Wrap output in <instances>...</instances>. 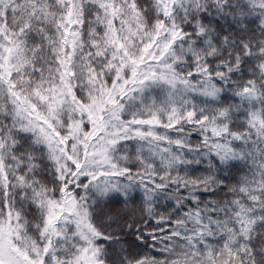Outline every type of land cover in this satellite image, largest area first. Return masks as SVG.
<instances>
[{
  "label": "snow or ice",
  "instance_id": "obj_1",
  "mask_svg": "<svg viewBox=\"0 0 264 264\" xmlns=\"http://www.w3.org/2000/svg\"><path fill=\"white\" fill-rule=\"evenodd\" d=\"M0 264H264V0H0Z\"/></svg>",
  "mask_w": 264,
  "mask_h": 264
}]
</instances>
